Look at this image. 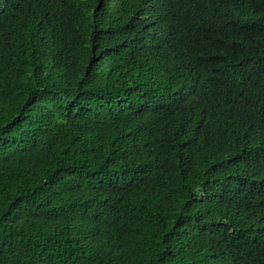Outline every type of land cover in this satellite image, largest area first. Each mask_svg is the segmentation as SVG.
Instances as JSON below:
<instances>
[{
	"label": "trees",
	"instance_id": "trees-1",
	"mask_svg": "<svg viewBox=\"0 0 264 264\" xmlns=\"http://www.w3.org/2000/svg\"><path fill=\"white\" fill-rule=\"evenodd\" d=\"M0 264H264V0H0Z\"/></svg>",
	"mask_w": 264,
	"mask_h": 264
}]
</instances>
